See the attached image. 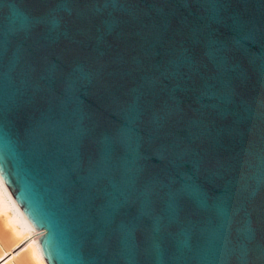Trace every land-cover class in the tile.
<instances>
[{
  "label": "water",
  "instance_id": "1",
  "mask_svg": "<svg viewBox=\"0 0 264 264\" xmlns=\"http://www.w3.org/2000/svg\"><path fill=\"white\" fill-rule=\"evenodd\" d=\"M0 178L47 264H264V0H0Z\"/></svg>",
  "mask_w": 264,
  "mask_h": 264
},
{
  "label": "bare ground",
  "instance_id": "2",
  "mask_svg": "<svg viewBox=\"0 0 264 264\" xmlns=\"http://www.w3.org/2000/svg\"><path fill=\"white\" fill-rule=\"evenodd\" d=\"M0 264H47L0 178Z\"/></svg>",
  "mask_w": 264,
  "mask_h": 264
}]
</instances>
